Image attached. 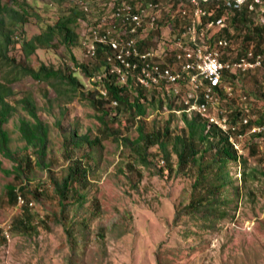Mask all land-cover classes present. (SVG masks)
<instances>
[{
  "label": "rangeland",
  "instance_id": "1",
  "mask_svg": "<svg viewBox=\"0 0 264 264\" xmlns=\"http://www.w3.org/2000/svg\"><path fill=\"white\" fill-rule=\"evenodd\" d=\"M3 1L10 8L20 11L13 0ZM23 1L34 9L29 10L27 22L21 23L4 15V24L0 27V41L5 37L10 39L6 51L0 47V56L6 53L9 59L15 60L10 65L0 63V82L10 85L14 95L9 102L16 107V112L5 125L11 139L10 147L21 153L26 146L18 131V121L30 118L17 104L25 96L33 98L39 118L49 126L47 157L54 173L64 171L68 165L64 157V139L72 130L92 140L98 138L101 143L95 146L93 152L96 166L94 164L95 171L90 175L87 201L82 209L73 206L67 212V226L73 221L87 219L86 230L76 226V255L70 249L65 227L60 222L52 221L49 227L39 223L48 213L59 211L56 203L46 198L33 204L34 224L38 228L31 239L21 232L11 231L13 221L23 215V209L9 205L6 187L12 183L13 177L0 171V264H70V259L73 264H264V134L256 136L264 131V125L251 124L264 116V74L258 72L240 78L233 84L231 98L220 95L218 108L232 123L239 121L234 119L235 111L243 113L246 110L250 122L240 128L244 138L239 143V149L222 132L243 156L240 162L228 164L229 175L240 191L234 196L233 204L225 207L227 216L217 218L212 228L202 229L199 219L194 221L185 209L196 194L197 169L190 165L179 170L171 145L168 146L171 152L169 165L165 163L159 146L150 147L146 154L147 164L142 163L133 147L124 146L122 142L124 137L132 141L138 139L139 120L131 123V115L118 113L107 101L108 98L100 95L108 69L97 58L90 59L87 55L89 28L103 21L109 25L116 22L113 7L115 3L127 0ZM160 3L161 6L156 7L159 12L157 21L153 23L157 29L148 30L147 38H141L144 39L145 50L161 56L171 49L174 37L184 27L185 20L182 19L181 26L177 27L176 6L170 0H160ZM84 5L89 11L85 12V19L80 20L77 29L79 42L72 48L77 65L59 43V38L54 39L51 48L38 50L30 58L24 56L23 40L41 34L71 8L83 11ZM153 13L150 9L146 15ZM250 19L264 27V7L254 11ZM231 24L230 19L226 20V25L230 26L229 33L233 36V47L243 53L246 46L244 37L250 33L248 28L251 26ZM145 25L150 28V24ZM220 33L225 34L224 31ZM16 36L20 40L15 39ZM254 37L250 45L259 40L258 36ZM164 61L174 64L171 60ZM41 64L73 75L79 82L78 89L73 91L59 79L39 83L30 76L19 75L17 70L13 71L15 77L8 75L12 66L29 65L36 69ZM14 78L16 81L10 84L9 80ZM131 90L129 95L132 100L137 93ZM145 92L147 96L154 97L156 108L148 109L143 119L144 131H163L169 127L173 135L179 134L184 128L181 96L171 109V95L156 89ZM102 111L108 112L105 123L111 131H118L114 135L116 137L103 134ZM187 114L191 118L194 112ZM252 127L263 129L251 133ZM253 146L255 154H250ZM90 150V147H85L84 152ZM0 162L6 170L13 167V163L1 153ZM30 178L32 187H40L42 191L49 189L45 173L35 170L30 173ZM69 200H72L71 196ZM93 202L99 204V210L92 205Z\"/></svg>",
  "mask_w": 264,
  "mask_h": 264
},
{
  "label": "trees",
  "instance_id": "2",
  "mask_svg": "<svg viewBox=\"0 0 264 264\" xmlns=\"http://www.w3.org/2000/svg\"><path fill=\"white\" fill-rule=\"evenodd\" d=\"M171 2L176 6L179 0H171ZM13 4L21 12L16 11L15 7L10 8L3 0H0V27L4 24V15L11 16L13 20L21 23L27 22L26 18L29 15V10L33 9V7L23 0H13ZM261 7H264V0H262ZM253 13L245 7L235 12L229 19L232 22L231 25L246 27L250 24L251 27L248 28L250 33L244 37L246 46L243 47V50L246 51L252 47L256 53H261L264 57V48H262L264 27L258 26V24L250 19ZM223 15H225L224 12H219L215 18ZM85 17V11L77 7L65 11L56 23L49 25L44 32L30 39L23 40L22 53L26 58H30L38 50L51 48L54 39L59 38V43L67 49L74 64L77 65L72 48L79 42L77 29L80 27V20L85 19ZM182 19L183 17L181 16L177 17V27L181 26L180 22ZM229 27L224 30L226 36H232L229 33ZM254 35L258 36L259 40L255 45H250L255 38ZM15 39L20 40L17 36ZM15 39L14 42H16ZM0 42H2L0 47L6 51L10 39L5 37ZM12 43L13 41H11ZM96 49V58L108 69V77L103 82V90L107 91L108 94L107 101H117L118 107H114V110H117L118 113L131 115L133 117L131 123L135 119L139 120L140 126L137 127V132L139 133L138 139L132 141L129 137H124L122 138L124 146L133 147L138 153V157L143 161L142 163L145 164L148 161L146 154L149 148L159 146L164 153L165 163L169 165L171 152L168 151V146L171 145L172 152L177 157V168L179 170L187 168L190 165L196 168V172L198 173L195 181L194 193L196 194L185 209L187 210V214L192 215L194 221L199 219L202 229L212 228L217 218L224 219L227 216L225 207L228 204H233L234 196L239 195V187L234 185L233 179L229 175L228 164L230 162H240L243 160V156L235 150L229 142L228 137L219 128L215 126L209 127L195 112L194 115H191V118H188V114L183 112L182 120L184 128L181 129L179 134L173 135L169 127H166L163 131L154 129L151 132H145L143 119L147 115L149 108L152 110L156 108L154 97L147 96L145 90L136 86L132 81H129L125 85L119 84L116 76L110 73L111 65L106 61L108 48L97 44ZM10 62L14 63L15 60L9 59L6 53L0 56V63L10 65ZM12 68L8 75H13V77L16 76L13 71L17 70L19 75L30 76L39 83L59 79L68 84L73 91H76L79 86L78 80L73 75L67 74L62 69H54L45 64H41L36 69L29 65L21 67L12 66ZM242 77L244 76L234 75L231 81L234 84L236 83L234 81H238ZM12 81H16V79L9 80V83L11 84ZM129 89H133L131 92L136 91L137 93L132 100L129 95ZM13 95L14 92L10 85L0 82V153L13 163L12 169L6 170L2 168V163L0 162V171L13 177L12 183L6 187L9 205L11 207L18 206V197H21L25 201V204L20 207L23 209V215L13 221L11 231L15 232L16 230L18 233L21 232L27 239H31L38 225L34 224L35 214L32 211L33 206L31 207L30 203L34 204L46 198L53 204L56 203L59 211L48 213L39 223L42 226L46 225L49 227L52 221L60 222L65 227L64 230L67 234L70 249L76 255L78 246L76 226L79 225V227L86 230L87 219L83 218L78 222L73 221L67 226L66 223L69 218L67 217V212L73 206H77L78 210L82 209L87 201L88 187L91 185L90 175L95 171L93 152L95 151V146L100 144L101 141L98 138L92 140L89 136L79 135L75 130H72L69 137H65L64 139V157H66L68 165L64 171L54 173L52 164L47 157L49 126L39 118L36 103L31 96H25L17 101V104L21 106L30 118V120L20 119L18 121V131L26 146L21 150V153H16L10 147L11 139L9 132L5 129V125L9 122V118L13 113L16 112V107L9 102ZM162 104L163 102L161 101ZM173 105L175 106L176 104L174 102L170 103L169 107L172 109ZM235 113L234 119L237 120L240 118L242 112L235 111ZM107 115V111H102L100 117L104 125L103 134L116 137L114 135L118 131H111L109 125L105 123ZM251 124L263 126L264 116L252 121ZM263 134L264 131L258 133L256 136L261 137ZM85 147H90L92 153H85ZM250 150V154H255L254 146ZM35 170L46 174L50 186L49 189H43L42 191L40 187L34 188L31 186L30 173ZM49 190L50 193L48 192ZM69 196L72 198L71 201L69 200ZM92 205L99 210L98 203L93 202ZM80 234H82V230ZM184 235L187 236V231L184 232ZM69 262L73 264L72 259Z\"/></svg>",
  "mask_w": 264,
  "mask_h": 264
},
{
  "label": "built area",
  "instance_id": "3",
  "mask_svg": "<svg viewBox=\"0 0 264 264\" xmlns=\"http://www.w3.org/2000/svg\"><path fill=\"white\" fill-rule=\"evenodd\" d=\"M127 1L115 3L113 16L116 22L109 25L103 21L89 28L88 57L96 58L97 44L106 46L110 73L116 76L119 84L132 81L148 91H164L172 96L170 101L175 103L181 96L183 112L197 113L209 127L215 126L224 132L239 149L244 138L240 128L250 122L248 110L241 113L238 122L232 123L218 108L220 95L233 96L231 80L234 75L264 74V57L252 47L243 53L235 51L233 36L220 32L228 29L226 20L235 12L245 7L254 12L262 8V0H179L176 14L183 17L185 25L174 37L171 49L161 56L145 50V42L141 38H147L148 30L157 29L153 23L157 21L159 12L156 7L161 6L160 0ZM150 9L154 13L146 15ZM83 10L89 11L85 5ZM219 12L225 15L215 18ZM145 24H150V28ZM164 60H171L174 64ZM100 95L108 98L107 91L103 89ZM111 103L114 107L118 105L117 101ZM262 129L252 127L251 133ZM18 203L24 205L25 201L18 197Z\"/></svg>",
  "mask_w": 264,
  "mask_h": 264
},
{
  "label": "bare ground",
  "instance_id": "4",
  "mask_svg": "<svg viewBox=\"0 0 264 264\" xmlns=\"http://www.w3.org/2000/svg\"><path fill=\"white\" fill-rule=\"evenodd\" d=\"M201 119H202V118H201ZM202 120H204V119H202ZM204 121H205V120H204ZM17 201H18V200H17ZM17 205H18V207H21V206H23V205H19V203H18ZM32 206H33V205H32ZM32 206H31V207H32Z\"/></svg>",
  "mask_w": 264,
  "mask_h": 264
}]
</instances>
